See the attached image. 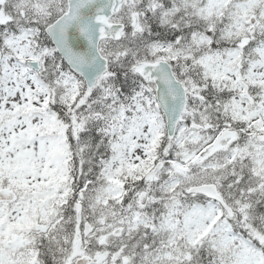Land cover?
<instances>
[{
    "label": "snow or ice",
    "instance_id": "snow-or-ice-1",
    "mask_svg": "<svg viewBox=\"0 0 264 264\" xmlns=\"http://www.w3.org/2000/svg\"><path fill=\"white\" fill-rule=\"evenodd\" d=\"M0 264H264V0H0Z\"/></svg>",
    "mask_w": 264,
    "mask_h": 264
}]
</instances>
